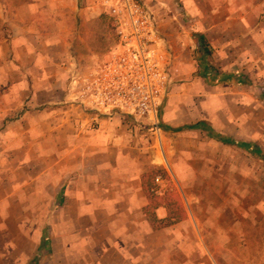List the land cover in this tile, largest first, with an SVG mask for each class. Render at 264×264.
I'll list each match as a JSON object with an SVG mask.
<instances>
[{
	"label": "crops",
	"instance_id": "obj_1",
	"mask_svg": "<svg viewBox=\"0 0 264 264\" xmlns=\"http://www.w3.org/2000/svg\"><path fill=\"white\" fill-rule=\"evenodd\" d=\"M143 1L179 72L157 113L136 120L87 100L110 56L98 63L68 25L89 21L90 3L0 0V264H264V223L240 204L255 177L239 158L264 161V0ZM182 85L200 87L202 118L184 126L193 186L183 192L156 151L161 112L168 101L175 117ZM182 100L191 118L192 98Z\"/></svg>",
	"mask_w": 264,
	"mask_h": 264
},
{
	"label": "built area",
	"instance_id": "obj_2",
	"mask_svg": "<svg viewBox=\"0 0 264 264\" xmlns=\"http://www.w3.org/2000/svg\"><path fill=\"white\" fill-rule=\"evenodd\" d=\"M98 3L112 21L116 42L109 59L92 75L87 100L96 109L136 120L157 113L178 76L175 55L143 0ZM155 182L161 188L162 179ZM160 188L155 192H162Z\"/></svg>",
	"mask_w": 264,
	"mask_h": 264
},
{
	"label": "rangeland",
	"instance_id": "obj_3",
	"mask_svg": "<svg viewBox=\"0 0 264 264\" xmlns=\"http://www.w3.org/2000/svg\"><path fill=\"white\" fill-rule=\"evenodd\" d=\"M78 3H79V9H83L87 7L88 6L87 3H90L89 7L93 11L92 17L90 18L89 21L79 19L76 26L73 27L72 17L74 15H72L69 18L68 25L70 26V28L76 30V31L73 30L75 35H76V32H80V35L83 37L84 42L95 53V56L97 57V62L103 63L106 61V59L112 52V49L114 48L115 41H116V37L114 35L111 21L107 18L106 14L99 15V13L101 12L99 9H101V7L98 3V0H78ZM55 7L56 6H53V8L49 10V15L52 14L51 16H53L54 18L56 14H59V11ZM68 14L71 15L70 9H68ZM57 18L60 19L59 16H57ZM177 27L179 28V30H182L181 25H177ZM74 37L75 36L72 37L73 39L72 41L76 42ZM198 49L199 48L194 43L193 48H192V51H193L192 56L197 61V63L200 65V62L203 63V59L200 58ZM197 76H199V74H197ZM174 93L177 95V98H178L177 103H176V105L178 106L177 107L178 110H175L176 115L173 118L171 116L172 113L167 111L168 101L165 103L164 105L165 109L163 110V112H161L162 118H160V123L162 125L164 123L165 125H167V127H161L162 136H160L158 139L159 143L156 140V151H157L160 161L168 162L167 163L168 166H166V164L165 166L166 168L168 167V169L171 172V175L174 177L176 181V184H178L177 190L183 192V188L181 187L182 183L186 182L188 185L193 186V183L190 184L189 179H188L191 177L190 171L188 167L184 165L185 158H184V151H182L183 133L186 130L184 126L189 125V124H199L200 123L199 121H201L202 119L200 117V102H199L201 91H200L199 86L189 87L188 85H185V86L182 85L180 91H176ZM185 96L192 98L191 105L193 107V110H192L193 115L191 118H184L182 116L183 115L182 112H180L182 110V105H183L182 99ZM168 124L173 125V128H171V126H169ZM166 132H168L167 135L168 134L171 135V137H168L172 144V148H171L172 153L170 157L166 153L167 147H165V145L163 144L164 142L163 136H166ZM151 141L152 140L150 139L149 142L151 143ZM239 158L241 159L240 172L244 173V171H248L249 173L253 174L255 177L253 180L255 189L252 192L253 194L255 193L254 194L255 196L254 197L250 196V198H247L248 196L245 198L241 197L240 204L241 206L243 205L246 208L252 205L256 206L257 212L251 214L250 217L251 219L254 218L256 223L262 224L264 223V215L259 212V209H260L259 206L262 207V204L264 203V161H246L247 158H250V156L247 154H241L239 155ZM162 166H164V163ZM195 168L197 170L196 173L198 174L197 175L198 181H196V184H197V187L198 185L200 187V183H199L200 163L198 161H196ZM211 168H212V171L215 172L216 167L211 166ZM240 184H243L246 186L248 184V181L246 180V178H241ZM249 220L250 219L248 218L247 221ZM258 227L260 226H257L256 230L258 229Z\"/></svg>",
	"mask_w": 264,
	"mask_h": 264
},
{
	"label": "trees",
	"instance_id": "obj_4",
	"mask_svg": "<svg viewBox=\"0 0 264 264\" xmlns=\"http://www.w3.org/2000/svg\"><path fill=\"white\" fill-rule=\"evenodd\" d=\"M199 42H200V48L202 47L203 48V56L205 55H210L209 53V50L207 48V45H206V42L203 38H200L199 39ZM200 127V124L199 125H195V126H189L188 128L190 129H198ZM172 198V205L177 207V212L176 213H173L170 215L171 218H173L174 220H180L181 218H183L182 214H183V209H182V205L180 204V199L178 198L177 195L175 194H172L171 196ZM182 213V214H180Z\"/></svg>",
	"mask_w": 264,
	"mask_h": 264
}]
</instances>
